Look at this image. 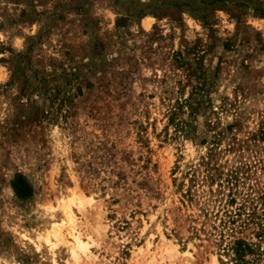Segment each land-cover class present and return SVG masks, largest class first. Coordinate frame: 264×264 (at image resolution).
Instances as JSON below:
<instances>
[{
	"label": "rangeland",
	"instance_id": "rangeland-1",
	"mask_svg": "<svg viewBox=\"0 0 264 264\" xmlns=\"http://www.w3.org/2000/svg\"><path fill=\"white\" fill-rule=\"evenodd\" d=\"M209 156L264 191V0H0V264H264Z\"/></svg>",
	"mask_w": 264,
	"mask_h": 264
},
{
	"label": "trees",
	"instance_id": "trees-1",
	"mask_svg": "<svg viewBox=\"0 0 264 264\" xmlns=\"http://www.w3.org/2000/svg\"><path fill=\"white\" fill-rule=\"evenodd\" d=\"M212 159L213 156H209L208 161L203 162L208 172L206 181H209L211 186L216 183L218 188L214 190L210 187L208 191H203L202 194H206V197H208L207 202L213 201V197L216 196L215 202L219 203L218 207H220V210L218 215L221 218L217 230H220V239L225 242L226 236L228 238L234 237L238 234V230H246L250 226H256L259 230H264V191H256L258 198L255 199V197H252V193L239 190L241 182L238 174L234 172L224 173L220 166L209 169L210 160L212 161ZM210 170L214 171V173L210 174ZM197 181L196 171H194L190 179L191 187L186 193L190 199H193L192 187L195 183L197 184ZM13 189L20 199L29 198L33 194L32 186L21 175L17 176L13 182ZM258 200L262 202V213L258 210V203H256ZM227 250V253L229 251L233 253L235 264H252L246 257L256 254L252 244L242 239H231L228 241Z\"/></svg>",
	"mask_w": 264,
	"mask_h": 264
},
{
	"label": "bare ground",
	"instance_id": "bare-ground-1",
	"mask_svg": "<svg viewBox=\"0 0 264 264\" xmlns=\"http://www.w3.org/2000/svg\"><path fill=\"white\" fill-rule=\"evenodd\" d=\"M81 244V243H80ZM82 249H84V247L83 246H80Z\"/></svg>",
	"mask_w": 264,
	"mask_h": 264
}]
</instances>
